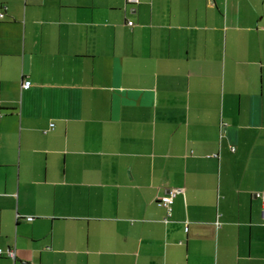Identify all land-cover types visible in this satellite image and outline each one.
Instances as JSON below:
<instances>
[{"label":"crops","instance_id":"1","mask_svg":"<svg viewBox=\"0 0 264 264\" xmlns=\"http://www.w3.org/2000/svg\"><path fill=\"white\" fill-rule=\"evenodd\" d=\"M136 1L0 0V264H264V0Z\"/></svg>","mask_w":264,"mask_h":264},{"label":"built area","instance_id":"2","mask_svg":"<svg viewBox=\"0 0 264 264\" xmlns=\"http://www.w3.org/2000/svg\"><path fill=\"white\" fill-rule=\"evenodd\" d=\"M125 2L127 4H136L137 1L136 0H125ZM3 15L0 14V18H2ZM128 25H132V22H128ZM30 87V82L29 81H24L23 84H22V88L23 89H27ZM51 127H53V124L51 125ZM231 151H234L233 148H231ZM181 191L179 189H170L167 194L163 197H161L158 201V205L159 206H162L163 208L166 209L167 211V217L170 216V207H171V204L173 203V199L180 193ZM33 218L32 217H27V221H31ZM5 255V257H8L9 259H14L15 258V254H14V251L13 250H7L5 253H3L0 249V256L1 255Z\"/></svg>","mask_w":264,"mask_h":264}]
</instances>
